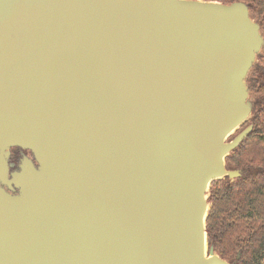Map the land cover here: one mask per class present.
Returning a JSON list of instances; mask_svg holds the SVG:
<instances>
[{"label": "water", "instance_id": "1", "mask_svg": "<svg viewBox=\"0 0 264 264\" xmlns=\"http://www.w3.org/2000/svg\"><path fill=\"white\" fill-rule=\"evenodd\" d=\"M263 49L242 0H0V264H229L208 191Z\"/></svg>", "mask_w": 264, "mask_h": 264}, {"label": "trees", "instance_id": "2", "mask_svg": "<svg viewBox=\"0 0 264 264\" xmlns=\"http://www.w3.org/2000/svg\"><path fill=\"white\" fill-rule=\"evenodd\" d=\"M242 1L264 33V0ZM257 59L247 77L255 95L246 122L252 129L225 158L226 167L241 174L213 180L208 191V247L229 264H264V49Z\"/></svg>", "mask_w": 264, "mask_h": 264}, {"label": "flooded vegetation", "instance_id": "3", "mask_svg": "<svg viewBox=\"0 0 264 264\" xmlns=\"http://www.w3.org/2000/svg\"><path fill=\"white\" fill-rule=\"evenodd\" d=\"M23 157H28L36 165L34 158H33L30 151L19 148V147H11L10 148V156H9L8 161H9V163H14V167H11L10 171L18 168V164L20 163V161Z\"/></svg>", "mask_w": 264, "mask_h": 264}, {"label": "rangeland", "instance_id": "4", "mask_svg": "<svg viewBox=\"0 0 264 264\" xmlns=\"http://www.w3.org/2000/svg\"><path fill=\"white\" fill-rule=\"evenodd\" d=\"M261 33L263 34V36H264V33H263V31L261 30ZM263 51V50H262ZM256 60L258 61V59L256 58ZM259 61H260V59H259ZM249 99L251 100V101H253L254 99H255V95H254V93L252 92V91H249ZM250 117V116H249ZM249 117H248V119H249ZM247 119V120H248ZM247 120L243 123V124H241V126L236 130V132L231 136V138L235 135V134H237L238 132H240L243 128H245L246 126H248V124L246 123L247 122Z\"/></svg>", "mask_w": 264, "mask_h": 264}]
</instances>
